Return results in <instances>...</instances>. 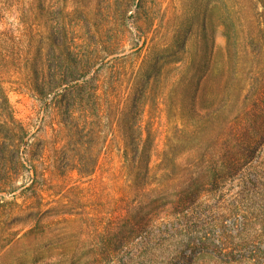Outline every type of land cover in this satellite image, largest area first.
Masks as SVG:
<instances>
[{
    "label": "rangeland",
    "instance_id": "obj_1",
    "mask_svg": "<svg viewBox=\"0 0 264 264\" xmlns=\"http://www.w3.org/2000/svg\"><path fill=\"white\" fill-rule=\"evenodd\" d=\"M235 4L0 0V82L27 132L26 170L14 179V192L0 189V264H137L187 238L217 240L244 222L264 227V217H256L264 210V57L258 23L238 20ZM6 12H18L20 24ZM67 52L79 63L73 75L96 79L111 102L101 123L106 142L83 177L57 161L60 151L73 150L70 160L77 152L53 105L60 91L49 94L46 85L58 79ZM154 60L167 64V83L147 93L142 124L154 148L141 189L123 167L118 99L122 108L140 68ZM243 85L246 103L235 101ZM125 218L141 223V234L118 248ZM254 232L243 237L252 240ZM103 250L115 254L113 261L94 259Z\"/></svg>",
    "mask_w": 264,
    "mask_h": 264
},
{
    "label": "trees",
    "instance_id": "obj_2",
    "mask_svg": "<svg viewBox=\"0 0 264 264\" xmlns=\"http://www.w3.org/2000/svg\"><path fill=\"white\" fill-rule=\"evenodd\" d=\"M240 1L249 7L250 14L243 12L247 7L244 9ZM235 6L238 20L245 22L249 16L252 24L258 23L255 28L258 33L257 38L260 40L258 56L264 57V0H236ZM224 37L229 42L230 38L227 35ZM67 53L68 58L61 59L59 65L56 66L58 79L53 82L47 81L46 85L49 94L60 91L54 95L53 105L58 111L60 122L66 132L68 146L74 142V150L77 152L76 158L70 160L69 153L73 150L68 148L60 151L57 161H60L59 164L64 163V168L76 171L78 176L83 177L92 173L97 164L98 148L106 142L105 129L101 123L108 117L111 102L100 93V86L96 79L85 78L86 74L73 75L79 63L75 61L71 53ZM166 66L167 64L160 65V60H154L146 69H143L142 65L139 72H143V75L141 79L133 82L132 91L124 98L122 108L119 107L120 100L118 99V126L123 141V167L132 185L141 189L148 185L151 173L150 159L154 148L151 131L143 126L142 116L146 102L151 97L147 94L149 90L155 87V84L160 89L164 80L167 83L165 74H163ZM241 67L243 68L241 70H245L247 64L245 66L244 62ZM188 69H191V65ZM242 75L243 73L238 78H243ZM36 90L41 92L42 89L37 86ZM244 92L243 85L237 91L235 101L246 103L251 98L249 97L250 91ZM262 95L260 90L252 99L258 103ZM241 111L242 116H245L247 113L245 105L241 107ZM26 136L27 132L21 122L16 119L2 82H0V189L9 193L16 189L14 179L26 170L22 155L26 146ZM217 140L221 141V136H217ZM196 153V150H192V154ZM25 189H32V184ZM256 217L262 219L264 210H259ZM120 222L121 224H118V248L126 246L141 234V223H134V219L127 220V218ZM257 227L253 228L251 222H244L239 226L236 225L232 232L230 230L227 234L222 232L217 240L209 239V242L205 237L187 238L181 243L173 244L168 251L153 254L137 264H264V248L262 247L264 227ZM124 229L130 231L129 236H122L121 231ZM244 230L258 232L257 234L254 232L251 235L252 240H249V236L243 237ZM104 252L105 250L95 254L94 259L113 261L115 254L111 251ZM119 264L133 263L127 260Z\"/></svg>",
    "mask_w": 264,
    "mask_h": 264
},
{
    "label": "clouds",
    "instance_id": "obj_3",
    "mask_svg": "<svg viewBox=\"0 0 264 264\" xmlns=\"http://www.w3.org/2000/svg\"><path fill=\"white\" fill-rule=\"evenodd\" d=\"M5 16L8 18L9 21L13 23V25H19V13H15V15H10L9 13H5ZM0 28H2V25H0Z\"/></svg>",
    "mask_w": 264,
    "mask_h": 264
}]
</instances>
